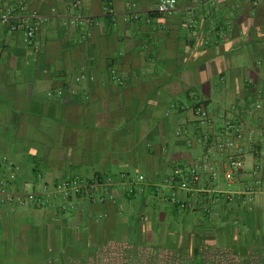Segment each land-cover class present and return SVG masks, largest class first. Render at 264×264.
<instances>
[{"label":"crops","instance_id":"0c3cea01","mask_svg":"<svg viewBox=\"0 0 264 264\" xmlns=\"http://www.w3.org/2000/svg\"><path fill=\"white\" fill-rule=\"evenodd\" d=\"M24 1L41 16L35 48L0 24V158L17 167L4 176L34 190L37 173L48 184L111 176L113 200L69 214L0 206V264H264V188L204 216L151 189L127 194L121 180L139 174L153 187L201 162L197 103L216 126L231 114L246 133L264 134L252 109L264 101V0H175L169 15L156 12L158 0H111L113 20L103 0ZM74 15L96 20L89 37L69 24ZM110 62L127 76L123 86L110 80ZM257 149L239 181L264 163V142ZM214 161L212 185L225 189L223 158Z\"/></svg>","mask_w":264,"mask_h":264},{"label":"built area","instance_id":"2783aa9c","mask_svg":"<svg viewBox=\"0 0 264 264\" xmlns=\"http://www.w3.org/2000/svg\"><path fill=\"white\" fill-rule=\"evenodd\" d=\"M201 2L214 4L213 0H201ZM79 4V0H76L71 7L76 8ZM175 8V0H158L156 12L169 15L175 11ZM102 12L110 19H114L111 0H103ZM40 19L41 16L30 10L24 0H0V24L6 25L9 31L18 33L26 48L36 47V33ZM193 22V18H189L187 25L190 27ZM69 24L82 30V37H89L90 29L94 28L97 22L94 18L74 15L69 18ZM217 34L218 31L213 29L210 35L213 37ZM208 42L209 37L206 39V43ZM82 72L80 78L84 77L85 72ZM108 76L118 86L126 83L127 76L120 73L115 66L109 67ZM252 109L261 113L258 120L264 130V101H257L252 105ZM193 113L200 123L197 137L204 147L201 162L191 167H175L160 184L153 187L139 174H122L121 180L126 193L142 195L151 189L160 200L170 203L179 210L194 208L204 216L216 214L215 205L220 200L226 204L251 203L256 194L264 188V163H255L250 167L247 181H239L238 177L246 172L248 157L259 153L257 148L264 142V134L255 138L251 133H246L243 123L231 114L222 117L220 125L216 126L213 117L201 105L196 106ZM217 156L223 158L221 177L225 189L212 185L219 178L214 161ZM16 171L17 167L12 160L6 157L0 158V206H5L9 211L26 207H51L59 214H69L84 205L94 206L113 200L111 176L69 175L48 184L42 174L37 173L36 181L40 184V188L34 190L32 184L27 182L21 183L16 188L9 185L4 173L13 175ZM162 186L183 192L185 199L164 195L161 192ZM105 216L104 212H100L95 216V221H100Z\"/></svg>","mask_w":264,"mask_h":264},{"label":"trees","instance_id":"16d2710c","mask_svg":"<svg viewBox=\"0 0 264 264\" xmlns=\"http://www.w3.org/2000/svg\"><path fill=\"white\" fill-rule=\"evenodd\" d=\"M107 19H109V18H107ZM109 20H110V19H109ZM109 20H108V22H109ZM215 28H216V27H215ZM110 66H114V64H113L112 62H110V64L108 65L107 71H108V69H109ZM115 68H116V67H115ZM116 69H117V68H116ZM196 106H199V103L195 104V105H194V108H195Z\"/></svg>","mask_w":264,"mask_h":264}]
</instances>
